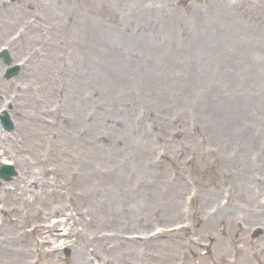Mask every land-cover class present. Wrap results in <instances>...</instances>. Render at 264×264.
Here are the masks:
<instances>
[{
    "label": "rangeland",
    "instance_id": "obj_1",
    "mask_svg": "<svg viewBox=\"0 0 264 264\" xmlns=\"http://www.w3.org/2000/svg\"><path fill=\"white\" fill-rule=\"evenodd\" d=\"M259 1L260 9L224 0H0V22L6 20L0 48L20 62L19 72L5 78L0 58V109H10L14 120L10 130L0 123V162L16 170L11 179L0 178V188L17 185L20 173L2 146L20 140L24 123H41L40 142L73 150L61 181L77 191L95 185L133 199L126 209L120 199L107 204L113 212L107 219L94 213L91 226L121 225L132 237L143 231L146 255L139 264L264 262ZM47 72L59 94L36 85L22 93ZM45 164L53 165L48 158ZM176 179L182 185L170 195ZM119 182L129 190L112 186ZM82 203L93 210L91 201ZM210 216H222L225 226L217 230ZM4 226L0 264H13L14 244L1 242ZM54 232H42L51 233L52 252L46 243L44 254L31 248L36 264H72V242Z\"/></svg>",
    "mask_w": 264,
    "mask_h": 264
},
{
    "label": "bare ground",
    "instance_id": "obj_2",
    "mask_svg": "<svg viewBox=\"0 0 264 264\" xmlns=\"http://www.w3.org/2000/svg\"><path fill=\"white\" fill-rule=\"evenodd\" d=\"M224 1L239 7L252 9L253 6H256L258 9L262 8L259 0L257 2L252 0ZM15 18H19L18 15ZM5 22L6 20L0 22V28L5 25ZM39 76L31 84L27 82V85L22 87L24 95L28 94L30 85H36L38 91H48L52 94L60 93L53 84L54 81L48 72L47 76ZM33 97L39 102L35 95ZM40 125L41 123L36 125L24 123L22 128L25 129V132L20 140L17 142L11 141L9 144L5 142V147L2 146L1 148V152L4 151L19 165L20 171L14 179V183H17V185L2 186L0 188V192H2L0 194V223L5 224L2 229L4 235H2L1 242L11 246L14 244L11 262L22 264L24 253L28 254L29 252V264H36L37 258L31 252V248L35 247L39 254H44L45 247L41 243L48 244L50 248L48 250L52 252L56 247L54 245L55 241L48 237L51 233L42 235V232L46 229L56 231L52 234L57 237L62 234L72 242V264H93V258L96 259L97 264H139L146 255V235L143 234V231L140 235L132 237L125 234L126 232L121 229V225L116 226V228L110 225L107 228L105 224L91 226L95 214L100 215L98 213L101 212L103 218H108L113 212L107 207V204H115V201L120 199V207L126 209L128 201H133V199L127 200L123 191H117V195L121 197L114 198L113 193L108 192L105 187L100 192L96 191L95 185L88 190H80V192L74 190L67 181H61L60 175L62 172L60 170L67 167L73 150L71 147L53 140L45 143L40 142L41 131L39 127H36ZM144 138L145 135L142 133V140L138 145L141 152L145 151ZM28 139L35 144L30 145ZM2 140L5 139L0 136V144ZM47 158L53 165L48 166L45 164ZM85 170H88L86 165H84ZM50 173H52L51 176ZM106 180L110 181L109 178H106ZM172 183L174 188H169L171 190L170 195H174L177 186L182 185V182L177 179ZM112 186L129 190L122 182ZM90 201L93 203V210L89 206L88 202ZM82 202L88 203V205L82 207L80 205L83 204ZM236 208L237 206L233 205L231 210ZM57 214H63L64 217L51 221L50 217ZM210 218L212 217L210 216ZM228 218V220L232 219L230 216ZM60 226L63 230L57 232V227ZM224 226L222 216H218L214 220L213 227L221 230ZM64 241L66 240L63 239ZM133 243H136L137 246L135 247Z\"/></svg>",
    "mask_w": 264,
    "mask_h": 264
},
{
    "label": "water",
    "instance_id": "obj_3",
    "mask_svg": "<svg viewBox=\"0 0 264 264\" xmlns=\"http://www.w3.org/2000/svg\"><path fill=\"white\" fill-rule=\"evenodd\" d=\"M0 55H3V59L6 63H8L10 61V57H9L7 50H5V49L2 50L0 52ZM18 69H19L18 65H13L11 67H8L7 71L5 72V76L9 77L11 75L16 74ZM0 118H1V122H2L3 127H5L6 129L12 128V121L9 119V117L6 113L0 115ZM14 173H15V171H14L12 166L7 165V164L0 165V176L4 177L5 179H9L10 176ZM257 233H258V230H256L253 233V235L255 236Z\"/></svg>",
    "mask_w": 264,
    "mask_h": 264
}]
</instances>
